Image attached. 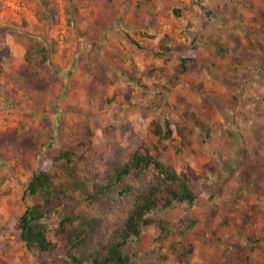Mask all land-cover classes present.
Segmentation results:
<instances>
[{
	"label": "rangeland",
	"instance_id": "obj_1",
	"mask_svg": "<svg viewBox=\"0 0 264 264\" xmlns=\"http://www.w3.org/2000/svg\"><path fill=\"white\" fill-rule=\"evenodd\" d=\"M137 3L0 0V173L9 175L0 187V234L10 235L7 226L35 202L26 195L27 185L60 147V133L82 119L101 134L113 108L124 106L119 92L132 86L154 105L153 117L193 128L190 136L175 133L183 151L172 150L171 159L190 162L202 178H210L191 210L196 225L164 241L162 253L167 258L161 264H264V22L256 21L264 0H146L140 7ZM24 21L50 49L44 74L30 83L24 47L11 35L24 30ZM218 28L225 32L220 40L229 53L215 57L207 42ZM246 31H251L255 46L248 44ZM164 35L171 46L201 47L193 70L169 91L157 84L166 82L187 50L157 57L159 37ZM93 45L110 64L114 82L107 88L83 70L81 58ZM153 67H163V75H144ZM138 75H143L140 83L132 78ZM106 96L115 101H106ZM185 110L195 115L184 121ZM141 117L134 111L129 119ZM196 118L213 130L205 144L199 140L200 127L192 123ZM24 123L44 130L39 149L26 148L29 134L24 133ZM8 139L22 146L12 159L1 155L9 149ZM47 221L54 239L59 216L51 213ZM158 235L156 227L146 230L142 250L156 246ZM0 261L69 264L60 249L25 256L19 245L0 249Z\"/></svg>",
	"mask_w": 264,
	"mask_h": 264
},
{
	"label": "trees",
	"instance_id": "obj_2",
	"mask_svg": "<svg viewBox=\"0 0 264 264\" xmlns=\"http://www.w3.org/2000/svg\"><path fill=\"white\" fill-rule=\"evenodd\" d=\"M145 1L137 0V7ZM256 21L264 22V10ZM30 27L24 21L23 31L11 32L14 40L24 47L28 83L42 77V67L50 60L47 44L29 32ZM216 31L211 32L207 43L214 47L215 57L226 56L229 47L220 40L225 32L221 28ZM170 40L167 35L159 37L157 57L166 59L165 54L174 49L187 52L175 62L166 82L157 84L165 91L193 70L201 52L196 45L171 46ZM246 40L250 47L255 46L251 31H246ZM81 62L83 70L106 88L114 82L109 74L110 64L100 58L96 45ZM163 73V67H153L144 75L156 78ZM132 78L140 83L143 75ZM144 95L145 92L133 91L132 86L121 90L119 96L124 106L113 108L101 134L82 119L60 133V147L46 165L33 172L27 185L26 195L34 197L35 202L7 226L10 235L0 234V249L23 246L25 256L60 249L69 264H161L167 258L162 253L164 241L174 234L187 233L196 225L197 219L190 218L191 210L209 186L210 178H202L190 162L172 161V150L176 154L183 151L175 133L183 137L187 132L190 136L193 128L187 123L153 117L154 105ZM114 99L106 96L108 102ZM134 111L142 117L130 120ZM194 115V111L185 110L184 121ZM192 123L200 127L199 140L205 144L212 137V128L200 118ZM23 129L25 135L29 134L26 148L39 149L44 130L27 123ZM6 143L9 149L1 154L5 159H12L22 151L17 142L8 139ZM7 179L8 174L0 173V187ZM55 212L59 222L51 239L47 218ZM151 227L159 231L157 244L142 250L141 239Z\"/></svg>",
	"mask_w": 264,
	"mask_h": 264
}]
</instances>
